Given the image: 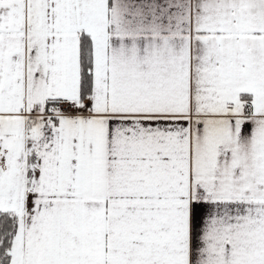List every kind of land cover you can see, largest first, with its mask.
Listing matches in <instances>:
<instances>
[{
    "label": "snow or ice",
    "instance_id": "6c2138e0",
    "mask_svg": "<svg viewBox=\"0 0 264 264\" xmlns=\"http://www.w3.org/2000/svg\"><path fill=\"white\" fill-rule=\"evenodd\" d=\"M0 264H264V0H0Z\"/></svg>",
    "mask_w": 264,
    "mask_h": 264
}]
</instances>
